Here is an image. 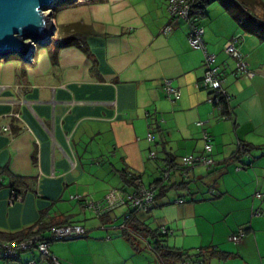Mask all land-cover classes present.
Here are the masks:
<instances>
[{"label": "crops", "instance_id": "crops-1", "mask_svg": "<svg viewBox=\"0 0 264 264\" xmlns=\"http://www.w3.org/2000/svg\"><path fill=\"white\" fill-rule=\"evenodd\" d=\"M62 7L58 23L52 9L58 37L36 46L32 61L0 57V127L10 129L0 132V231L81 224L86 236L50 242L59 264H163L158 244L200 264H264V200L255 196L264 194V0H209L197 18L229 96L225 112L207 101L202 50L189 44L190 23L171 15L167 0ZM232 36L252 77L224 52ZM186 155L212 163L180 167ZM122 173L158 181L156 195L162 188L134 216L146 235L114 227L123 208L96 217L73 198L131 191ZM14 180L20 200L10 203ZM240 228L243 238L230 241ZM29 259L53 264L35 251L0 264Z\"/></svg>", "mask_w": 264, "mask_h": 264}, {"label": "built area", "instance_id": "built-area-1", "mask_svg": "<svg viewBox=\"0 0 264 264\" xmlns=\"http://www.w3.org/2000/svg\"><path fill=\"white\" fill-rule=\"evenodd\" d=\"M167 7L169 13L174 17L186 19L190 23V31L188 34L189 44L197 49L202 50L203 53V65L204 70L202 77L199 80V85L202 89L210 91L212 95L207 98L209 103L220 105V98L224 97L229 99V96L222 87L223 79L220 75V70L215 63V55L207 51L203 42V28L197 24V18L202 15L203 8L201 6H195V0H167ZM46 12L51 13V19H53V12L48 9ZM236 37L232 36L224 44V52L236 59V69L242 74L252 77L253 71H251L247 63L244 60V56L239 52L234 44ZM36 43H33L34 49ZM32 61V56L27 59ZM166 92L173 98H178L180 92L174 87L166 83ZM201 125L202 122H198ZM10 131L8 126L0 127V132ZM206 143L204 146L205 151H210L211 146L208 143L207 136H204ZM147 139L152 140L151 133L147 134ZM150 156L153 157L154 153L150 152ZM212 163V159L205 155H186L180 158V167L186 169L194 165L209 166ZM168 169H162L161 179L166 181L168 178ZM136 188L133 191H123L117 188H110L101 198H86L81 196L73 197L80 204L82 209L91 212L96 217H102L104 215L111 214L114 210L123 208L124 212L121 214V219L116 223L117 218H111V221L115 223L116 228L125 230L127 228L125 220L129 218V212H147L152 207L157 194V185L154 183L145 185L140 182V179L135 180ZM255 196L264 200V194L255 193ZM20 200V195L14 191L10 195L9 202ZM162 233H166V229L161 230ZM87 229L78 223H63L54 225L45 230L43 233H35L30 238L22 240L20 242H3L0 245V258L4 261H16L20 258L21 254L26 251H35L39 258L44 260H50L53 264H59L57 258L50 252L49 246L51 241L67 240L78 237L86 236ZM244 236V229L240 228L236 233L229 236V240L237 243ZM108 238V237H107ZM23 264H38L37 260L29 259ZM181 264H198V261L194 263L190 260L183 261Z\"/></svg>", "mask_w": 264, "mask_h": 264}, {"label": "water", "instance_id": "water-1", "mask_svg": "<svg viewBox=\"0 0 264 264\" xmlns=\"http://www.w3.org/2000/svg\"><path fill=\"white\" fill-rule=\"evenodd\" d=\"M58 0H0V57L17 55L23 60L32 56L33 43H50L55 24L51 9Z\"/></svg>", "mask_w": 264, "mask_h": 264}, {"label": "trees", "instance_id": "trees-1", "mask_svg": "<svg viewBox=\"0 0 264 264\" xmlns=\"http://www.w3.org/2000/svg\"><path fill=\"white\" fill-rule=\"evenodd\" d=\"M207 2H209V0H195V6L196 7L201 6L203 8V5H205ZM220 102H221V104L223 106V110L225 112L227 110L228 101L224 97H221ZM241 150L244 151L245 148L243 146H241ZM238 153H240V151H238ZM2 173L3 172L0 171V187H2V182H1ZM122 178L125 180L127 185L133 187V189L131 191H133L136 188V186H135V180L136 179H140V182L143 183L139 176H131L130 175V177L128 178L127 176H125L124 173H122ZM156 183H158V181ZM16 185H17L16 180H14L11 183V188L14 192L20 193V192H18V190H17L18 188ZM161 190H162V188L159 190L160 193H161ZM123 191H125V190H123ZM159 192H158V195L160 194ZM158 195H156V196H158ZM136 213L137 212H135V211L129 212V218H127L125 220L126 226L127 227L129 226V228L131 230H133L134 232H136V231L143 232L144 231V235H146V231H148V230L146 229V226L144 227L142 225H139L138 222L135 220L134 216ZM105 216L106 215H104L102 217H105ZM59 224H63V221L53 222L49 225H38L36 227L33 226V227H30L26 230H22V231L15 232V233H8V232L0 231V245L4 241H8L11 243L20 242L22 240L30 238L35 233H42L47 228L54 226V225H59ZM131 227H134L136 229V231H135V229H132ZM122 234L124 236H129V234L126 232V230H124L122 232ZM154 250H155L156 254L158 255V257L160 258V260L162 261L163 264H181L183 261H186V260H190L194 263V260L191 259L192 255L187 254L186 252H183L181 250L170 249V248H167L165 246H161L159 244L155 245ZM199 264H200V262H199Z\"/></svg>", "mask_w": 264, "mask_h": 264}, {"label": "rangeland", "instance_id": "rangeland-1", "mask_svg": "<svg viewBox=\"0 0 264 264\" xmlns=\"http://www.w3.org/2000/svg\"><path fill=\"white\" fill-rule=\"evenodd\" d=\"M73 1H81V0H58V1L54 2L53 6L50 10L52 11V9H54V18L57 20V23L60 22V20H62V18H65L66 13H67V9H64V7H62V4H65L67 2H70V4H72ZM57 34H58L57 30L55 29L54 34L52 36L53 40H55V38L58 37ZM36 46L39 47L38 44ZM203 261L204 260H202V264H207V262L204 261V263H203Z\"/></svg>", "mask_w": 264, "mask_h": 264}]
</instances>
